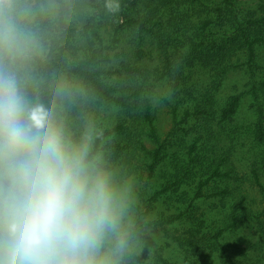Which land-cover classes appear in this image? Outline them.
<instances>
[{"label":"trees","instance_id":"obj_1","mask_svg":"<svg viewBox=\"0 0 264 264\" xmlns=\"http://www.w3.org/2000/svg\"><path fill=\"white\" fill-rule=\"evenodd\" d=\"M8 5L24 48L22 55L11 58V67L23 77L28 96L51 99L56 118L73 138L80 134L77 118L86 110L88 98L97 106L116 108V118L99 120L104 128L97 129L93 152L104 154L112 169L125 155L143 150L151 174L160 167L176 180L156 197L165 194V200L179 203L178 214L172 215L169 224L196 216L192 236L177 239L183 264H264L261 239H248L243 247L232 244L227 235L258 218L236 197L240 187L232 180L239 178L235 176L239 162L248 164L264 198V6L260 12L249 13L235 0H0V21ZM89 34L98 46L90 45L83 53L70 56L72 45L67 50L57 47L60 37L68 44L70 36ZM119 34L133 37L130 43L136 57L115 68L106 37L121 43ZM147 45L161 56V68L142 61ZM9 62L0 45V72ZM58 69L76 78L87 96L68 87L61 103H55L52 86ZM232 76L241 78L243 91L223 93ZM159 85L164 90L160 93L153 90ZM245 98L250 99L254 114V147L249 151H241L245 143L238 141L243 132L237 118ZM164 105L172 124L165 140L158 125ZM139 125L147 130L153 148L140 142ZM167 147L173 149L167 151ZM209 184L225 186L213 193L222 197L221 204L199 213ZM183 186L188 190H182ZM166 194L178 198H166ZM219 212L223 228L215 224ZM136 241L155 247L158 264H170L166 247H156L151 236L138 232Z\"/></svg>","mask_w":264,"mask_h":264},{"label":"clouds","instance_id":"obj_2","mask_svg":"<svg viewBox=\"0 0 264 264\" xmlns=\"http://www.w3.org/2000/svg\"><path fill=\"white\" fill-rule=\"evenodd\" d=\"M22 41L8 5L0 21L10 59L0 72V264H124L136 242L132 184L93 152L90 133L73 138L51 99L29 98L11 67Z\"/></svg>","mask_w":264,"mask_h":264},{"label":"rangeland","instance_id":"obj_3","mask_svg":"<svg viewBox=\"0 0 264 264\" xmlns=\"http://www.w3.org/2000/svg\"><path fill=\"white\" fill-rule=\"evenodd\" d=\"M235 1L242 10L248 11L249 13L254 11L260 12L264 6V0ZM120 35L121 34H119L121 43H114L111 39L105 36L107 45L110 47L109 52L113 59L110 64L115 68H120L121 65L125 63H131L133 58L136 57L130 43L133 37L130 35L126 36V34H123L122 36ZM96 40L97 39H95L92 34H89L87 37H82L80 35H75L73 37L70 36L68 38V44L62 37L56 39L57 47L59 48L67 50L72 45L73 48L70 49V56L72 52L83 53V49L86 47L89 49L90 45H92V47H97L98 42ZM144 49L145 50L141 54V56H143L142 61L149 63L150 67L153 65L154 67L156 66V68L158 67V69L161 68L163 65V60L158 54L157 50L153 48V50L149 51V45L145 46ZM16 73L21 79V82L24 83L25 81L22 80L23 77L20 76L18 72ZM238 78L240 77L232 76L228 82L225 83V86L223 87V93H232L234 92V89L235 91H243V82L241 81V78L240 81H238ZM31 79H36V77H32ZM55 81V84L52 86V94L55 103H61L62 93L63 91H66L68 87H72L74 89L76 88V92L83 96H87L86 91L84 88L82 89V86L78 80L76 78L70 77L66 71L58 69ZM161 89L162 88L160 85L156 88H153V90L158 93L164 91ZM29 98L34 100L36 99L30 96ZM86 103V110L81 114V116L77 118L80 123L76 124V128L80 134L78 137H76V139H79L86 132L90 133L94 139L98 133V130H102L104 128L100 125L99 120L105 116L111 115H114L116 118V113L119 112L116 108L108 105L97 106L91 102L89 98ZM163 104L164 103L162 102L161 105ZM167 108L168 107L164 105L159 109L158 125L163 140L166 139L167 134L172 127L170 117L166 114ZM237 120L239 125L242 127L241 131L243 132L241 139L238 141L245 143V146L241 151H249L254 147L251 132L254 114L249 98H245ZM136 130L139 133L140 142L143 143L147 148H153L151 141L146 137L147 130L145 131L144 126L139 125ZM171 149L173 148L167 147V151H170ZM141 151L142 152L135 154L125 155L126 161L124 159L117 160V162L113 164L112 170L115 172L118 180L129 181L132 184L134 202L130 214L133 218L134 224L137 225L136 233L144 232L145 235H149L154 239L156 242V247L161 245L166 247L164 253H166L165 256L167 257L170 264H183L184 257L181 255L180 251H178L179 249L177 246H179V242H177V239L183 241L184 239L192 236L190 231L194 228L196 216H186L173 224H169V222H167L170 220L173 214H178L175 206L177 207L179 203L176 200H165V194L158 197L156 196L158 192L163 190L166 192V187L170 185L169 183L173 184L176 182V180L174 178L171 179L166 174H164V168L160 167H157V169L151 174L148 168L150 160L144 151ZM252 152L253 151H251V154ZM104 160L108 164V161L105 159V157ZM238 164L239 167L237 170L239 175L235 174V176H238L239 178L232 180L233 183H237L240 187L236 197L241 199L244 204L251 207L258 218L249 222L245 227L227 233V235L229 237V241L232 244H239L243 247H246V241H248V239H261L260 243L264 242V198L255 184V180L252 178L250 168L246 167L248 164L241 162ZM197 182H195L193 189H196L195 187ZM219 186L222 189H225L223 184H209V186L204 188V191L206 192L205 198L207 201H203V204H200L201 209L199 213L203 211L208 212L211 208L221 204L220 200H222V197L213 196V193L217 192V188ZM175 188L176 187L174 186L172 189ZM183 189L188 190V186H183L182 190ZM182 190L179 191L178 194H181ZM167 194L166 198H178V196L169 197ZM230 197L231 196H228V198ZM163 199L166 201V203L163 201ZM226 205L227 208L230 209L231 201L227 202ZM180 208L181 211H184L185 209V206L182 202L180 203ZM215 224L218 228H223L224 219L221 212H219L218 219ZM173 246L175 247L173 248ZM154 249L155 247H150L145 244H141L139 241H136L129 252L125 255L124 264H158L156 260L157 258L154 256Z\"/></svg>","mask_w":264,"mask_h":264}]
</instances>
